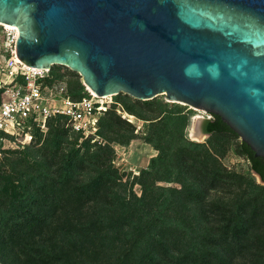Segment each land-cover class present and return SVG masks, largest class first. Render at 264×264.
<instances>
[{"label":"trees","instance_id":"obj_1","mask_svg":"<svg viewBox=\"0 0 264 264\" xmlns=\"http://www.w3.org/2000/svg\"><path fill=\"white\" fill-rule=\"evenodd\" d=\"M50 72L70 79L73 99L89 96L79 74ZM116 99L144 121L158 152L134 178L141 196L114 167L110 143L79 144L54 119L44 139L0 165V264H264V185L222 162L235 141L264 183V158L218 115L203 122L208 142L197 143L186 136L185 107ZM135 131L113 111L100 122V135L122 145Z\"/></svg>","mask_w":264,"mask_h":264},{"label":"water","instance_id":"obj_2","mask_svg":"<svg viewBox=\"0 0 264 264\" xmlns=\"http://www.w3.org/2000/svg\"><path fill=\"white\" fill-rule=\"evenodd\" d=\"M0 24L32 69L218 115L264 158V0H0Z\"/></svg>","mask_w":264,"mask_h":264},{"label":"built area","instance_id":"obj_3","mask_svg":"<svg viewBox=\"0 0 264 264\" xmlns=\"http://www.w3.org/2000/svg\"><path fill=\"white\" fill-rule=\"evenodd\" d=\"M16 27L0 24V165L12 153L33 145L38 136H46L50 123L61 119L79 144L90 140L103 146L101 119L110 111L134 125L136 132L143 122L126 111L116 96L100 97L89 92L80 100L70 96L68 85L51 74V70L31 68L18 58ZM126 148L115 147L117 158ZM118 160V159H117ZM118 170V161H113Z\"/></svg>","mask_w":264,"mask_h":264},{"label":"rangeland","instance_id":"obj_4","mask_svg":"<svg viewBox=\"0 0 264 264\" xmlns=\"http://www.w3.org/2000/svg\"><path fill=\"white\" fill-rule=\"evenodd\" d=\"M60 80L67 85H68V82L70 81V79H68V78H64V79H60ZM81 82H82V79H81ZM82 84H83V82H82ZM157 101L163 102V103H169L171 106L173 105L172 103H170L169 100L166 99L165 96H159V97L155 98L154 102H157ZM141 102H143V101H141ZM181 106L185 107V109H184L185 113L187 112L190 115V124L186 130L187 138L189 140L197 142V143H207L210 136H204L203 137L199 132L198 124H201L203 127V122L206 119L212 118V115L207 113L206 111H204L202 109L192 108L190 106H184V105H181ZM142 122H143V126L141 127L140 130H138V133L136 132L137 130L135 131L133 139L131 140L130 144L127 146L119 144L116 141H112V138L110 137L109 134H107L106 137H103V139L105 140V144L110 143L111 146L114 148L113 159L115 161H118L120 164V166L118 167V171L123 176V182L128 187H132L133 192L135 194H137L138 196H141V194H142V187L140 184H133L134 178L138 177L142 170L147 169L150 159L152 157H155L158 154L157 150H155L150 144H147L145 142L144 132H146V129H145L146 127H144V125L145 126H147V125L144 124V121H142ZM192 127H195V129H196L195 131H196L199 139L197 138V139L193 140L190 137V129ZM46 136H42V139H44ZM234 143H236V142L235 141L230 142V148L222 159L224 166L229 171L241 174V175L245 176L246 178H248L252 181H255L258 185H264V184L260 183L258 176L252 171L250 162L245 157H242L236 153ZM115 147L126 148L127 151H126L125 155H120V158H117L118 154H116V152H115ZM22 155L23 154H18L14 158L18 159V158L22 157ZM161 185H166V184L161 183ZM171 186L175 187L176 185H171ZM213 195H214L213 197H216V196L223 195V193H219V194L214 193Z\"/></svg>","mask_w":264,"mask_h":264},{"label":"bare ground","instance_id":"obj_5","mask_svg":"<svg viewBox=\"0 0 264 264\" xmlns=\"http://www.w3.org/2000/svg\"><path fill=\"white\" fill-rule=\"evenodd\" d=\"M88 89H89V91L90 92H92L93 94H95L89 87H87ZM195 124V123H194ZM196 129H195V127H192L191 129H190V137L193 139V140H195V139H197L198 138V136H197V133H196V131H195ZM204 137V136H203ZM199 139V138H198Z\"/></svg>","mask_w":264,"mask_h":264}]
</instances>
